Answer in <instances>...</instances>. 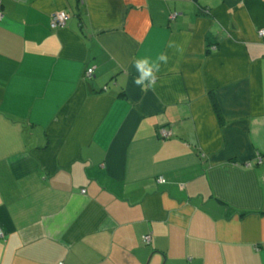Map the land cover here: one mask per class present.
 I'll return each mask as SVG.
<instances>
[{
    "label": "crops",
    "instance_id": "crops-1",
    "mask_svg": "<svg viewBox=\"0 0 264 264\" xmlns=\"http://www.w3.org/2000/svg\"><path fill=\"white\" fill-rule=\"evenodd\" d=\"M263 30L264 0H2L0 264H264Z\"/></svg>",
    "mask_w": 264,
    "mask_h": 264
},
{
    "label": "clouds",
    "instance_id": "clouds-1",
    "mask_svg": "<svg viewBox=\"0 0 264 264\" xmlns=\"http://www.w3.org/2000/svg\"><path fill=\"white\" fill-rule=\"evenodd\" d=\"M169 47H176L178 51L180 50L175 42H170ZM168 60L169 57L166 53H161L155 60L148 56L134 59L133 66L138 73L133 79L134 85L139 87L142 92L154 91L161 65H166Z\"/></svg>",
    "mask_w": 264,
    "mask_h": 264
},
{
    "label": "built area",
    "instance_id": "built-area-1",
    "mask_svg": "<svg viewBox=\"0 0 264 264\" xmlns=\"http://www.w3.org/2000/svg\"><path fill=\"white\" fill-rule=\"evenodd\" d=\"M0 2H2V0H0ZM67 19H68L67 13H65L64 11H61V12L57 13L56 15H54L52 17L51 27L52 28L62 27L64 25H66ZM260 34L261 35H264V30L261 31ZM93 70H94L93 68H89L87 70V75L88 76H92ZM161 133H162V135H163L164 138H166L169 135H171V131H168L166 129H162ZM259 160L261 162V158ZM158 181L160 183L161 182H164V178L163 177H159ZM3 236H4V233L0 230V237H3ZM143 240H144V243L150 244V242H151V235L150 234L145 235L143 237ZM58 264H64V263L63 262H60Z\"/></svg>",
    "mask_w": 264,
    "mask_h": 264
},
{
    "label": "trees",
    "instance_id": "trees-1",
    "mask_svg": "<svg viewBox=\"0 0 264 264\" xmlns=\"http://www.w3.org/2000/svg\"><path fill=\"white\" fill-rule=\"evenodd\" d=\"M213 102H214V105H215V107H216V109H217L218 116H219V118H221V115H220L219 110H218V104H217V102L215 101V99H214ZM260 158H261V161L264 160V156H263V155L260 156V157L258 158V161H260V160H259Z\"/></svg>",
    "mask_w": 264,
    "mask_h": 264
},
{
    "label": "rangeland",
    "instance_id": "rangeland-1",
    "mask_svg": "<svg viewBox=\"0 0 264 264\" xmlns=\"http://www.w3.org/2000/svg\"><path fill=\"white\" fill-rule=\"evenodd\" d=\"M161 131H162V130H161ZM159 133H160V135L163 137V135H162V133H161L160 131H159ZM171 134H172V133H171ZM169 136H170V135H169ZM169 136H168V137H169ZM168 137H166V138H168ZM145 244H147V243H145ZM162 264H166V262L163 261Z\"/></svg>",
    "mask_w": 264,
    "mask_h": 264
}]
</instances>
